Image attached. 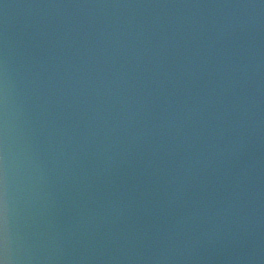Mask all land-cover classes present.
Returning a JSON list of instances; mask_svg holds the SVG:
<instances>
[{
  "label": "water",
  "instance_id": "1",
  "mask_svg": "<svg viewBox=\"0 0 264 264\" xmlns=\"http://www.w3.org/2000/svg\"><path fill=\"white\" fill-rule=\"evenodd\" d=\"M0 264H264V0H0Z\"/></svg>",
  "mask_w": 264,
  "mask_h": 264
}]
</instances>
